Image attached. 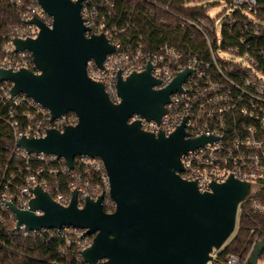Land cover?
I'll return each instance as SVG.
<instances>
[{"label":"built area","instance_id":"1","mask_svg":"<svg viewBox=\"0 0 264 264\" xmlns=\"http://www.w3.org/2000/svg\"><path fill=\"white\" fill-rule=\"evenodd\" d=\"M158 1L161 0L150 3L159 12L146 13L155 17L158 24L168 22L167 14L171 28L197 31L205 39L204 48H192L189 44L178 48L164 43L146 49L141 35L126 33L132 25L131 18L120 24V16H114L120 0H82L80 14L86 28L85 37L103 35L114 47V52L106 55L102 68L93 60L87 62V76L102 83L112 103L118 104L121 102L116 90L118 73L125 78L144 72L150 65L151 75L160 82L155 89H162L178 73L189 70L181 90L171 94L159 124L136 115L129 123L139 121L141 130L155 134L161 131L165 136L184 123L188 138H212L182 155L183 170L179 175L185 181L195 182L201 193L210 192L212 183L222 184L230 177L250 185L248 196L238 205L235 232L242 205L264 218V201L259 197L264 189V6L257 0H169L166 4ZM174 1H182L181 5L186 8L201 6L207 9L206 17H182L169 9ZM8 2L20 22L8 24L1 35L0 69H26L39 74L31 53L16 52L12 42L16 38L26 40L38 36V27L28 24L29 20L38 19L51 27L52 19L37 0ZM218 5L231 9L230 15L223 19L211 18L210 9ZM109 19L113 21L108 23ZM228 39L234 41L226 42ZM220 54H230L238 61L221 58ZM11 87L9 82L0 83V121L9 129L8 137L14 143L12 147H5L8 157L0 162V232L3 233L0 250L28 258L33 242L39 241L44 247L57 242V259L48 264H85L80 252L91 245L94 235L85 236V230L74 226L28 231L21 224L16 229V217L6 203L20 211H30L32 190L39 187L51 201L64 207L70 204L73 191L77 193L80 209L86 198L96 200L102 196L103 210L112 213L115 204L109 197L104 165L96 157L76 156L69 170L63 158L28 153L18 147L17 141L22 137L42 138L49 130L63 132L77 125L78 117L70 111L52 119L48 109L25 94L11 96ZM33 214L41 216L43 212L35 210ZM249 235L252 241L246 257L241 259L229 254L222 264H249L254 246L264 243V223L250 228ZM224 246L212 251L209 264L216 263L218 252ZM259 261H264V245L256 264Z\"/></svg>","mask_w":264,"mask_h":264},{"label":"water","instance_id":"2","mask_svg":"<svg viewBox=\"0 0 264 264\" xmlns=\"http://www.w3.org/2000/svg\"><path fill=\"white\" fill-rule=\"evenodd\" d=\"M81 1L37 0L52 19L47 27L38 19L27 23L39 29L34 39H14L16 52L28 51L39 74L20 69H0V83L9 82L11 96L25 94L50 111L52 119L67 112L78 117L77 125L63 132L49 130L42 138L22 137L17 146L28 153L63 158L69 170L76 156L96 157L104 165L112 213L103 210V197L86 198L77 207V193L67 207L51 201L39 187L32 190L30 211L6 206L15 215L16 229L28 231L74 226L94 235L80 252L85 264H209L235 230L238 205L250 185L230 177L199 192L195 182L183 180L181 157L211 137L188 138L182 123L172 134L148 133L133 116L159 124L171 94L181 90L189 70L177 74L165 88L147 66L142 73L117 75L121 99L112 103L102 83L87 76L89 60L102 68L114 47L103 35L85 37ZM41 210L36 216L33 211ZM264 243H257L248 259L256 264Z\"/></svg>","mask_w":264,"mask_h":264},{"label":"trees","instance_id":"3","mask_svg":"<svg viewBox=\"0 0 264 264\" xmlns=\"http://www.w3.org/2000/svg\"><path fill=\"white\" fill-rule=\"evenodd\" d=\"M154 0H120L115 6V15L120 16V24H123L128 18H131V26L127 28V35L139 34L142 36V42L146 49H153L160 44L169 43L183 48L185 44H189L192 48L203 47L205 39L195 30L180 29L178 27L171 28L169 24V15L166 24H158L155 17H151L150 13L146 11H157L154 5L150 3ZM169 0L158 1L160 4H166ZM259 5L264 6V0H257ZM182 1H174L169 6V9L176 14L189 18L196 19L199 17H206L207 9L201 6L186 8L181 5ZM113 19L107 22L111 23ZM19 19L16 16L14 9L9 4L8 0H0V56L3 39L1 35L6 32L8 24H17ZM228 39L226 42H233ZM214 42V41H213ZM9 129L0 121V162L6 161L8 150L6 146L12 147L14 144L8 135ZM259 197L264 201V189L259 194ZM242 211L238 217L237 230L233 232L232 236L226 245L218 252L217 261L215 264H222L229 254H234L244 259L249 250L252 237L249 235L250 228L257 224L264 223V218L252 213L247 206L242 205ZM3 233L0 232V235ZM31 243L32 240H29ZM38 242V243H37ZM39 241L33 244V248L28 253V258H21L17 255L8 254L0 250V264H48V261L57 259L56 243L51 242L44 246L39 244ZM41 258L44 261H38ZM74 264V263H73Z\"/></svg>","mask_w":264,"mask_h":264},{"label":"rangeland","instance_id":"4","mask_svg":"<svg viewBox=\"0 0 264 264\" xmlns=\"http://www.w3.org/2000/svg\"><path fill=\"white\" fill-rule=\"evenodd\" d=\"M231 13V9L227 8L225 5H218L215 7H212L210 9L209 15L211 18L216 19V18H220L223 19L227 16H229ZM221 58L227 59V60H233V61H238V59L236 57H233L230 54H220L219 55ZM232 236V235H231ZM230 236V237H231ZM230 239V238H229ZM228 239V240H229ZM227 240V241H228ZM226 241V242H227ZM225 245V244H224ZM223 245V246H224ZM258 264H264V261H259Z\"/></svg>","mask_w":264,"mask_h":264}]
</instances>
